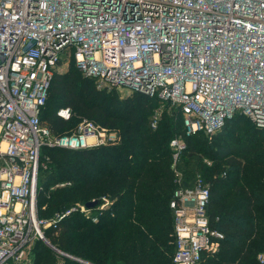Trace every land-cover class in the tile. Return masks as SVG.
<instances>
[{
  "label": "built area",
  "instance_id": "built-area-1",
  "mask_svg": "<svg viewBox=\"0 0 264 264\" xmlns=\"http://www.w3.org/2000/svg\"><path fill=\"white\" fill-rule=\"evenodd\" d=\"M72 62L100 90L155 99L153 129L165 110L181 114L183 133L170 140L173 263L203 264L223 237L209 220L210 184L201 175L185 183L175 165L184 136L212 138L237 116L264 138V0H0V264H32L39 240L58 257L92 264L47 236L78 207L43 218L38 206L44 146L79 150L119 138L89 118L64 134L43 124L54 77ZM57 114L70 119L72 109Z\"/></svg>",
  "mask_w": 264,
  "mask_h": 264
},
{
  "label": "trees",
  "instance_id": "trees-1",
  "mask_svg": "<svg viewBox=\"0 0 264 264\" xmlns=\"http://www.w3.org/2000/svg\"><path fill=\"white\" fill-rule=\"evenodd\" d=\"M71 65L54 77L41 112L43 124L54 134H64L73 131L82 118H89L117 131L119 138L115 143L79 150L42 148L40 217L50 218L77 203L99 201L91 209L97 221L77 206L59 228L47 230L48 238L61 250L92 264H174L170 200L177 183L170 140L183 133L181 114L165 110L153 129L150 116L158 105L155 99L140 93L121 98L116 91L100 90L93 79ZM65 106L72 109L70 119L57 114ZM184 139L187 148L175 168L185 183L197 175L209 182L210 224L224 238L204 261L256 264V251L264 249L263 136L237 116L228 119L212 138L200 132ZM221 163L225 166L218 168ZM105 199L108 205L100 208ZM31 257L32 264H83L58 257L41 240L35 243Z\"/></svg>",
  "mask_w": 264,
  "mask_h": 264
},
{
  "label": "rangeland",
  "instance_id": "rangeland-1",
  "mask_svg": "<svg viewBox=\"0 0 264 264\" xmlns=\"http://www.w3.org/2000/svg\"><path fill=\"white\" fill-rule=\"evenodd\" d=\"M71 67H72V65L67 66V64H63V65H62V71H63V70H69ZM73 128H74V127H72V129H73ZM70 130H71V129H70ZM48 156H49V155H48ZM49 157H50V156H49ZM50 158H51V157H50ZM208 165H209L211 168L215 166V165L212 166L211 164H208ZM224 166H225V163H221V164H219L217 167H218V168H221V167H224ZM221 191H222V189L220 188V189H219V192H221ZM108 203H109V201H108L107 199H105V203H104L105 206H104V207H106V206L108 205ZM81 205H82L81 203H77V204L74 205V207L81 206ZM71 207H73V206H71ZM92 212H93V210H92V211H88V214H92ZM222 239H224V238H222ZM251 242H254V240H252ZM251 242H250V243H251ZM220 243H221V242H220ZM219 248H220V245H219ZM262 250H264V249H263L262 247H260V248L256 251V253H255L254 261H255L256 264H258V263H257V262H258V261H257V255H258V253L261 252ZM204 263H205V264H209V260H208V259H205Z\"/></svg>",
  "mask_w": 264,
  "mask_h": 264
},
{
  "label": "water",
  "instance_id": "water-1",
  "mask_svg": "<svg viewBox=\"0 0 264 264\" xmlns=\"http://www.w3.org/2000/svg\"><path fill=\"white\" fill-rule=\"evenodd\" d=\"M98 202H99L98 200L89 201L85 204V207L88 209H92L98 204Z\"/></svg>",
  "mask_w": 264,
  "mask_h": 264
}]
</instances>
